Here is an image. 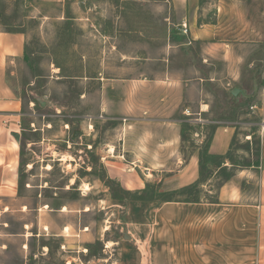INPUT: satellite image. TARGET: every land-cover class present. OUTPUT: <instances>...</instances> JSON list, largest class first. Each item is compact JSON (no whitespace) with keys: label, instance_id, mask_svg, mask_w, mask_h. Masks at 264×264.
<instances>
[{"label":"rangeland","instance_id":"374dc122","mask_svg":"<svg viewBox=\"0 0 264 264\" xmlns=\"http://www.w3.org/2000/svg\"><path fill=\"white\" fill-rule=\"evenodd\" d=\"M200 1L201 24L217 23L218 10L231 9L229 5L235 15L264 10V0ZM129 10L136 11L137 25L129 49H120L113 16ZM142 10L153 11L152 25L147 21L145 26ZM169 11H177L171 20L181 15L169 0H0V31L26 36L25 59L15 76L25 114L19 195L15 209L0 212V264H130L129 259L135 264L128 253L117 254L111 245L105 253L104 248L105 241H125L124 209L132 201L215 200L237 169L217 175L209 169L221 165L205 151L219 125L237 124L229 163L242 167L254 161L261 128L255 124L258 118L247 114L264 102V44L239 41L234 76L220 79L229 68L210 56L213 42L193 41L181 28L169 30ZM241 17L242 11L237 27ZM124 52L130 56L123 59ZM164 101L170 102L166 115ZM202 101L210 106L209 114L194 115ZM152 120L183 123V130L166 131L169 137L180 134L176 155H169L172 162L132 161L135 153H145L143 136L136 140L133 135L135 126ZM194 120L216 123L201 128L192 125ZM154 132L162 136L165 131ZM198 140L202 162L197 186L168 191L178 187L166 182L168 170L177 173L184 147L191 151ZM64 156L68 162H57ZM152 165L155 176L141 188ZM66 225V236H56Z\"/></svg>","mask_w":264,"mask_h":264},{"label":"crops","instance_id":"0c3cea01","mask_svg":"<svg viewBox=\"0 0 264 264\" xmlns=\"http://www.w3.org/2000/svg\"><path fill=\"white\" fill-rule=\"evenodd\" d=\"M225 0H219V3ZM170 6L174 5L176 10L181 9V15L172 19V12L169 11L165 20L168 22V29L173 27L181 28L185 34H190L193 41H210L209 50L212 58L224 60L229 72L220 79H229L234 76V67L240 62L235 55V49L242 44L254 46L264 44V10L255 12L253 10L242 11V24L237 27L238 15L234 12L232 5L229 8L218 10V21L212 23H199V12L201 10L200 0H169ZM181 7V8H180ZM180 8V9H179ZM136 11L120 12L113 16L115 30L114 34L120 45V49H129L130 35L135 33L133 29L137 25ZM142 16L152 25L153 11L142 10ZM105 26L106 23H103ZM234 35H241L235 39ZM106 39V31L103 32ZM112 38V39H114ZM186 45V44H185ZM26 36L21 32L0 31V212L6 214L16 207L13 202L19 195L21 166V132L24 129L23 100L16 89L15 76L18 68L25 59ZM123 59L130 56L129 53H122ZM206 59V58H205ZM208 59L205 60L207 62ZM17 69V70H16ZM217 79V78H216ZM212 79V80H216ZM204 81L205 79H199ZM219 80V78H218ZM192 81V80H188ZM169 101L163 104L164 115L169 114ZM168 105V106H167ZM168 107V108H167ZM165 108V110H164ZM248 116L258 118L255 124L260 125V164L258 167L237 168L233 176L223 182L216 191L215 200H162L142 199L132 201L123 222L126 230L123 232V239H114L106 242L105 253L111 247L114 252L128 253L135 264H264V102L251 108ZM210 106L202 101L194 115H207ZM186 116L190 114L185 113ZM216 123L209 120H194L192 125L204 128L207 124ZM138 127L146 130L144 134L137 133ZM161 128L165 132L159 136L154 132ZM183 130L182 122L170 120L146 121L135 126V139L139 135L145 144V153L134 154L132 161L149 162H172L177 151L179 133L169 137V129ZM237 124L226 123L219 125L213 135L208 148V154L213 157L226 158L213 174L217 175L222 170L234 168L227 159L231 152L232 143L236 136ZM131 134V135H132ZM15 135H19L17 140ZM15 139V140H14ZM161 141V145H158ZM165 143V145H164ZM185 141L181 139V145ZM202 142L195 141L196 147L189 150L184 147L181 152V168L177 173L171 175L168 170L169 181L174 182L178 187L169 188L168 191L185 189L199 182L201 178V147ZM159 146V147H157ZM182 148V146H181ZM174 154L173 157H169ZM248 157L252 156L250 154ZM67 156L58 159L57 162H68ZM171 158V159H170ZM178 158V156H177ZM247 158V157H246ZM107 161V158L105 157ZM135 170L137 165H135ZM146 182L142 181L145 188L149 179L155 176V169L146 168ZM211 182V180H210ZM256 183V190L254 184ZM201 187L203 185L200 184ZM137 189V188H136ZM135 189V190H136ZM129 192H135L132 187ZM210 194L212 191H209ZM10 201L11 204L6 203ZM2 204V205H1ZM126 215V214H124ZM141 215V217H140ZM130 217L129 219H127ZM160 223L159 227L156 224ZM25 227H28L27 225ZM48 227H45L47 229ZM157 228V229H156ZM160 230H159V229ZM70 226H64L62 234L56 236L64 238L65 231ZM157 230V234L154 231ZM160 231V233H158ZM163 233H162V232ZM106 232V231H105ZM102 240V239H100ZM104 242V241H103ZM90 243V241H89ZM109 245H111L109 247ZM26 246V245H25ZM24 246V247H25ZM43 249H48L44 247ZM132 261L129 259V263Z\"/></svg>","mask_w":264,"mask_h":264},{"label":"trees","instance_id":"16d2710c","mask_svg":"<svg viewBox=\"0 0 264 264\" xmlns=\"http://www.w3.org/2000/svg\"><path fill=\"white\" fill-rule=\"evenodd\" d=\"M232 99L233 100H235V99H237V97H232ZM211 140H212V137L211 138H209L207 141H206V146H205V151L207 152V155L208 156H210L209 154H208V148H209V145H210V143H211ZM254 156H255V159H254V161H252V163H250V164H248L247 166H240V165H236V164H234V163H232L231 162V165L235 168V167H237V168H251V167H258L259 166V164H260V141L258 140V143H257V149H256V151H255V154H254ZM217 159H220L221 160V163L226 159V158H223V157H216ZM227 159L230 161V159H229V156H227ZM201 162H202V160H201ZM233 176V173L232 174H230L227 178H226V180L225 181H227V180H229L231 177ZM196 185V184H195ZM197 186V185H196ZM195 187V186H194ZM193 201H197V200H193Z\"/></svg>","mask_w":264,"mask_h":264},{"label":"water","instance_id":"95a60500","mask_svg":"<svg viewBox=\"0 0 264 264\" xmlns=\"http://www.w3.org/2000/svg\"><path fill=\"white\" fill-rule=\"evenodd\" d=\"M238 92H239L238 90H234L233 91V95L237 96ZM15 137H16L17 140L20 139L19 135H15Z\"/></svg>","mask_w":264,"mask_h":264}]
</instances>
